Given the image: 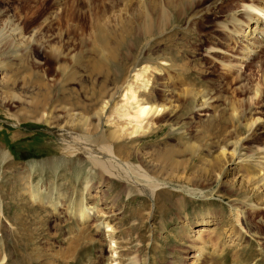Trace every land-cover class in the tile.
I'll return each instance as SVG.
<instances>
[{"label":"rangeland","instance_id":"rangeland-1","mask_svg":"<svg viewBox=\"0 0 264 264\" xmlns=\"http://www.w3.org/2000/svg\"><path fill=\"white\" fill-rule=\"evenodd\" d=\"M242 3L0 0V264H191L204 217L196 264H264V42L241 43ZM130 86L162 113L119 141ZM79 144L167 187L155 203ZM237 214L245 236L217 253Z\"/></svg>","mask_w":264,"mask_h":264},{"label":"bare ground","instance_id":"bare-ground-1","mask_svg":"<svg viewBox=\"0 0 264 264\" xmlns=\"http://www.w3.org/2000/svg\"><path fill=\"white\" fill-rule=\"evenodd\" d=\"M241 7H242V12H243L242 14L244 16L245 22H241V23L239 22L238 24L237 23L235 24H237V26H239L240 28H244V31H241L242 33L239 36L240 41L244 45L247 52L253 53V50L255 49L258 50L262 48V43L264 42V0H248V3L243 4ZM163 21H165V18L163 14H160L157 21L154 24L156 26H162ZM150 28L151 27L149 26V30ZM245 30H248V32L246 33ZM244 56L245 55L243 54V57L241 58L239 57L237 60L243 62L244 60L247 59V57L244 58ZM140 80H141V76H137L133 83L136 84ZM124 99L125 100L123 104L119 106L117 115L120 119H123V120L126 119L128 124L129 125L131 124V125H130L129 130H128V126L125 125L124 127H121V129L114 131L112 133V136L119 141L125 139L126 136L128 138L129 136L131 137L134 134H140V135L146 134V129H149L152 119L161 115L162 113V109H161L162 107L159 108L157 106L145 105V103L144 104L141 103L142 101L138 99V95L134 92L131 86L129 87L128 96H124ZM72 149L74 152L75 151L80 152L83 155H85L86 158L89 161H91L95 167L99 168V170L103 172V175H105L104 177H106V179L108 180L116 179L126 184L134 185L136 188H138V190L141 193H144V190H146L148 192L149 197L153 198L154 202L157 203L156 201L157 193L156 194L154 193L162 189L161 185L163 182L159 183V182H156L157 180L153 181V180L148 179L147 177H146L147 179H140L136 177L134 178L133 177L134 175L131 176L130 173L132 172L136 173L137 172L136 168L132 169V166H130V164L116 158L114 154L112 153L111 149L109 148L103 149V148L94 147L92 145H89L87 147V146H82L79 144L78 147H76L75 149L72 147ZM101 150L102 152L104 150V152L100 153ZM262 164H264V162ZM115 167L117 168L118 172H119V169L122 170V172L124 173V176L122 175L124 177L123 179L119 176L118 172L116 173V170L114 169ZM258 171H261V170H258ZM141 178H144V177H141ZM164 184L167 185V182ZM162 187H167V186L162 185ZM85 188H88V187L86 186ZM194 192L195 191H193L190 195L193 194L196 197L201 196L200 198L205 199L203 192L201 191H197L195 193ZM173 206L179 207L178 202H176L175 204L173 203L172 207ZM230 208L232 211L236 209L233 206H230ZM104 209L105 210L107 209V212H104V214L113 213L111 207L105 206ZM89 215H90L89 209H86L85 211H82L78 214V218L80 221L85 222L89 219ZM0 216H3V209H0ZM207 218L209 217L201 218V222L198 224L199 226L196 227L195 231H193L194 232L193 235L189 236L190 239L192 238L196 241V242L194 241L196 245L193 249L195 253H193L190 256V258H188L192 260L191 264H196V259L200 256L199 254H203L204 252H206V249H208V247L210 246L209 244L211 243V241L205 238L206 230L203 229V227H205L207 224L212 223V221L206 220ZM229 223H232V225L228 227L227 232H225V237L227 238H226V241L224 242V247L220 248V245L218 244L217 240H214L211 244V247L214 246L215 247L214 250L217 251V253L221 252L222 254L224 250L228 248V246H230V244L232 246L234 245L235 241L240 242V240H242L243 237L245 236L243 235L245 234V231H243L244 228L241 226L242 223L240 224L238 214L235 215V217L233 216V219H231ZM105 227L111 228L110 224L108 223L106 224Z\"/></svg>","mask_w":264,"mask_h":264}]
</instances>
